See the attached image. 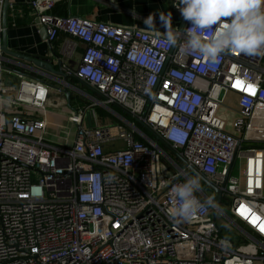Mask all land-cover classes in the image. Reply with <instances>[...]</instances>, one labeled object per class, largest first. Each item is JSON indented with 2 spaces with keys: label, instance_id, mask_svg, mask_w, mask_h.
I'll return each instance as SVG.
<instances>
[{
  "label": "built area",
  "instance_id": "2783aa9c",
  "mask_svg": "<svg viewBox=\"0 0 264 264\" xmlns=\"http://www.w3.org/2000/svg\"><path fill=\"white\" fill-rule=\"evenodd\" d=\"M26 6L49 44L69 36L62 71L97 96L89 127L83 110L66 115L76 132L61 146L44 138L49 92L60 88L18 71L13 85L0 82V264H264V52L226 51L213 62L184 50L186 20L172 46L135 26L56 15L53 0ZM95 106L118 122L99 124ZM178 156L221 190L218 204L200 186L195 195L214 207L182 222L167 214L173 188L192 177Z\"/></svg>",
  "mask_w": 264,
  "mask_h": 264
},
{
  "label": "crops",
  "instance_id": "0c3cea01",
  "mask_svg": "<svg viewBox=\"0 0 264 264\" xmlns=\"http://www.w3.org/2000/svg\"><path fill=\"white\" fill-rule=\"evenodd\" d=\"M28 0H10L12 7L8 6L6 14L12 22L11 27L6 29V43L7 48L14 52L24 53L31 56H46L49 55L50 45L41 34V27L34 21L29 13L26 12V3ZM54 7L52 13L60 16H76L89 20H101L114 25L135 26L145 32L165 35V29L161 24V17L171 20V27L178 28V17L173 12L171 7V0H53ZM151 15L154 20L153 28H148L145 20ZM20 21L21 25H16L15 22ZM2 26V18L0 19ZM69 37L66 33L61 32L57 40L51 44L52 48L58 53L59 58L62 56L61 47L65 39ZM2 42V32L0 36V43ZM83 44L79 43L78 53L82 52ZM56 63V60H54ZM62 64V63H61ZM7 65V66H6ZM9 65H16L24 70H28L31 76L41 79L50 85L56 87H65L70 92L69 102L63 92L57 91L54 88L49 92L46 108L49 110L46 115L47 127L44 133V138L48 143L61 146H70L75 138L76 126L68 121L66 115L77 110H87L90 107V100H85L81 96L82 93L66 87L52 76H46L38 73L36 70L26 66V64L16 61L4 56L0 62V82L5 85H13L18 79L17 71L9 67ZM61 65V70H62ZM70 77H67L69 79ZM67 81V80H66ZM69 83V81H67ZM76 87V86H75ZM79 89V88H77ZM92 89V88H91ZM80 90V89H79ZM81 91V90H80ZM82 92V91H81ZM88 93V92H87ZM85 93V94H87ZM12 91L4 95H11ZM81 94V95H80ZM0 95L3 94L0 92ZM88 96L96 97L97 93L92 89ZM72 96V99H71ZM3 106L8 112L14 109L8 107L4 103ZM16 110V109H14ZM110 110H112L110 108ZM114 113L118 114L114 110ZM108 112H110L108 110ZM116 119V115L110 112ZM119 115V114H118ZM98 119V117H97ZM83 120V124L90 126L88 120ZM118 122V121H117ZM116 122V123H117ZM101 125H107L100 122ZM113 124V123H112ZM115 124V123H114ZM110 125V124H109Z\"/></svg>",
  "mask_w": 264,
  "mask_h": 264
},
{
  "label": "clouds",
  "instance_id": "9594fccd",
  "mask_svg": "<svg viewBox=\"0 0 264 264\" xmlns=\"http://www.w3.org/2000/svg\"><path fill=\"white\" fill-rule=\"evenodd\" d=\"M176 7L190 23L183 33L186 52L198 53L213 62L226 51L249 56L264 52V0H179ZM160 20L165 40L176 46L181 33L171 27L170 18ZM145 23L151 29L155 22L150 15ZM199 189V177L177 184L173 188L175 203L167 209L169 217L176 222L189 221L214 207L212 198L201 201L195 195Z\"/></svg>",
  "mask_w": 264,
  "mask_h": 264
},
{
  "label": "water",
  "instance_id": "95a60500",
  "mask_svg": "<svg viewBox=\"0 0 264 264\" xmlns=\"http://www.w3.org/2000/svg\"><path fill=\"white\" fill-rule=\"evenodd\" d=\"M10 4V0H4L3 4V9H2V42L0 43V52L2 56H8L11 59H14L16 61H20L26 66L32 68L33 70H36L40 74H44L46 76H52L55 78H60L57 80L58 83H63L66 82L67 76L66 74L61 70V60L59 58L58 53L52 48L51 44L49 48V55L46 56H31V55H26L24 53H19V52H14L11 51L7 48V43H6V14H7V8ZM184 18L182 19L179 29L183 28L184 25ZM41 34L45 37L46 39V33L45 29L41 28ZM54 60H56V63H54ZM60 90L65 94L67 101L69 102L70 99V92L67 90L65 87H58ZM148 108V105L145 106V111ZM145 112L141 115V118L144 117ZM136 123H138L140 126L144 127L145 129H148L145 123L143 122L142 119L140 118H134ZM180 162L186 167V172L190 176L194 177H199L200 182L204 183L208 188H210L212 191H214L217 195L216 202L219 204L220 203V198H221V190L216 188L214 185H212L209 181H207L196 169H194L191 166H188L187 163L178 156Z\"/></svg>",
  "mask_w": 264,
  "mask_h": 264
},
{
  "label": "trees",
  "instance_id": "16d2710c",
  "mask_svg": "<svg viewBox=\"0 0 264 264\" xmlns=\"http://www.w3.org/2000/svg\"><path fill=\"white\" fill-rule=\"evenodd\" d=\"M26 12H29V10L27 8H25ZM16 25H21L20 21H16L15 22ZM12 26V22L10 20V18L7 16V27H11ZM1 36V33H0ZM7 66V65H6ZM9 67L13 68L14 70L18 71V72H23L25 74L30 73L28 70H24L22 67L20 68L19 66L16 65H9ZM30 75V74H28ZM69 83L73 86H79L81 89H83L85 92H90L92 91L91 87L84 81L80 80L77 77H70L68 79ZM94 90V89H93ZM72 99V96H71ZM110 108L112 110H114L115 112H117L121 117H123L124 119L130 121V122H134L139 128H141L150 138H155V136L153 135V133L151 131H149L148 129H145L144 127L140 126L138 123H136V121L134 120V118L129 114V112L122 106L117 105V104H112L110 105ZM95 112H97V117L99 118L100 122L103 124H114L118 121V119H116L112 114H110V112H108L107 110H105L104 108L100 107V106H95L94 107ZM136 139L138 140H142L141 137H139L138 135H136ZM160 147H164V143L162 141L158 142ZM200 186L202 188H205L206 185L202 182H200Z\"/></svg>",
  "mask_w": 264,
  "mask_h": 264
},
{
  "label": "rangeland",
  "instance_id": "374dc122",
  "mask_svg": "<svg viewBox=\"0 0 264 264\" xmlns=\"http://www.w3.org/2000/svg\"><path fill=\"white\" fill-rule=\"evenodd\" d=\"M76 87L79 88L82 92L79 89H74V88H72V89L77 91L78 93H82V95L81 94L80 95L83 97V99L84 98H85V100H90L91 99L87 95L88 94L87 92H85L79 86H76ZM85 93H87V94H85ZM224 99H225V105L230 109V110L226 111L225 114H228L230 116L229 119L232 120L236 116V114H235V111H236V103H235L236 96L234 94H232V93H229L227 96H225ZM225 110H227V109H223V111H225ZM95 113L97 115V112H95ZM83 120H85L84 124H86V122H87L86 120H88L89 124L92 125V123L90 122V121H92V115H91L89 109L83 111ZM234 171H236V168H235ZM192 177H194V176H192ZM205 188H206L205 190L207 191V193H209V194H211L213 196V193L210 190V188H208L207 186Z\"/></svg>",
  "mask_w": 264,
  "mask_h": 264
},
{
  "label": "snow or ice",
  "instance_id": "6c2138e0",
  "mask_svg": "<svg viewBox=\"0 0 264 264\" xmlns=\"http://www.w3.org/2000/svg\"><path fill=\"white\" fill-rule=\"evenodd\" d=\"M242 209H243V206H242ZM242 214H245L243 210H242ZM261 230L264 231V226H261Z\"/></svg>",
  "mask_w": 264,
  "mask_h": 264
},
{
  "label": "bare ground",
  "instance_id": "6f19581e",
  "mask_svg": "<svg viewBox=\"0 0 264 264\" xmlns=\"http://www.w3.org/2000/svg\"><path fill=\"white\" fill-rule=\"evenodd\" d=\"M70 116H73V115H70Z\"/></svg>",
  "mask_w": 264,
  "mask_h": 264
}]
</instances>
